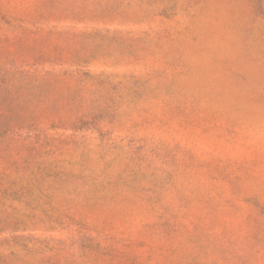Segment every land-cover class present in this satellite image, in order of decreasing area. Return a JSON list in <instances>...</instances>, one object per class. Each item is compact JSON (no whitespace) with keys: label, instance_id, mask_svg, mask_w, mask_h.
Wrapping results in <instances>:
<instances>
[{"label":"rangeland","instance_id":"1","mask_svg":"<svg viewBox=\"0 0 264 264\" xmlns=\"http://www.w3.org/2000/svg\"><path fill=\"white\" fill-rule=\"evenodd\" d=\"M0 264H264V0H0Z\"/></svg>","mask_w":264,"mask_h":264}]
</instances>
